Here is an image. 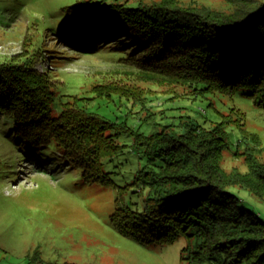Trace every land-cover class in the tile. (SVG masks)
Listing matches in <instances>:
<instances>
[{
    "label": "trees",
    "instance_id": "trees-1",
    "mask_svg": "<svg viewBox=\"0 0 264 264\" xmlns=\"http://www.w3.org/2000/svg\"><path fill=\"white\" fill-rule=\"evenodd\" d=\"M227 1L219 9L179 0H80L62 8L67 17L58 30L79 48L105 39L134 48L139 80L189 86L195 98L244 91L264 108V0ZM93 90L147 105L126 85L96 83ZM57 95L29 60L0 62V114L13 119L19 145L33 153L55 145L86 181L114 184L102 159L119 154L125 145L117 138L134 131L81 106L78 95H69L55 114ZM237 120L203 127L182 116L150 134L135 133L134 144L148 157L133 182L141 186L143 206L117 198L111 214L117 231L146 246L194 238L195 246L183 250L189 264H264V219L228 190L240 185L264 199V146ZM228 121L253 143L242 152L246 172L221 164Z\"/></svg>",
    "mask_w": 264,
    "mask_h": 264
},
{
    "label": "rangeland",
    "instance_id": "rangeland-1",
    "mask_svg": "<svg viewBox=\"0 0 264 264\" xmlns=\"http://www.w3.org/2000/svg\"><path fill=\"white\" fill-rule=\"evenodd\" d=\"M80 0H0V62L26 61L49 76L57 91L55 114L69 95L82 97L81 106L134 131L117 141L125 145L102 159L114 184L88 182L55 145L36 153L18 142L11 117L0 114V264H189L184 249L196 240L180 235L173 243L142 245L121 235L111 222L116 199L141 209V186L136 173L147 164L135 133L150 134L189 116L203 127L224 119L245 122L264 146V108L244 91L234 95L208 93L195 98L189 86L157 84L137 78L139 57L129 45L97 40L80 47L58 27L67 14L62 8ZM114 1V0H110ZM136 4L156 0H120ZM219 9L227 0H179ZM262 1V0H258ZM82 39L79 35L76 37ZM86 39V38H85ZM103 41V42H101ZM81 43H79L80 45ZM126 85L146 97V106L117 95L98 96L94 84ZM151 117L145 120V117ZM228 148L221 164L230 171L248 170L244 141L235 122L225 123ZM264 160V152L260 156ZM243 208L264 219V199L240 185H230ZM184 250V251H183Z\"/></svg>",
    "mask_w": 264,
    "mask_h": 264
}]
</instances>
